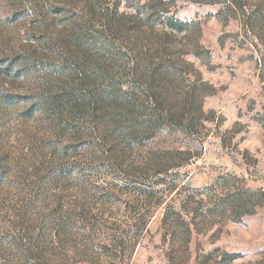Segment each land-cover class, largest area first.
I'll return each instance as SVG.
<instances>
[{
    "label": "rangeland",
    "instance_id": "374dc122",
    "mask_svg": "<svg viewBox=\"0 0 264 264\" xmlns=\"http://www.w3.org/2000/svg\"><path fill=\"white\" fill-rule=\"evenodd\" d=\"M147 1L0 0V264H264V0Z\"/></svg>",
    "mask_w": 264,
    "mask_h": 264
},
{
    "label": "trees",
    "instance_id": "16d2710c",
    "mask_svg": "<svg viewBox=\"0 0 264 264\" xmlns=\"http://www.w3.org/2000/svg\"><path fill=\"white\" fill-rule=\"evenodd\" d=\"M192 2H199V3H207V4H218V3H227L229 7L234 11L237 12V9H234L235 7H242L244 0H188ZM152 1L148 0L144 5L138 4V10L144 11L143 9L147 10L151 5ZM144 7V8H143ZM148 17L153 16L152 11L147 12ZM146 14V15H147ZM147 17V18H148ZM149 19V18H148ZM164 24L167 27H170L175 30H182L184 23L180 20H177L175 17L169 16L166 17L164 20ZM264 79V73L262 74ZM157 96V95H156ZM155 96V97H156ZM156 102V110L160 111L157 122H152V120H149L148 123L151 126L149 129L154 127L155 123L163 128H171V127H183V129H186L188 132H191L193 129V121L191 122H183L180 113L182 112V109H184V106H179L178 109L173 112L171 110H168L165 107L166 98H162L160 96L155 98ZM177 112V113H176ZM155 129V128H154ZM264 206V191L262 189L253 190L250 188L247 189H241L238 191H233L228 189L225 193V195L219 199H217L212 207L208 210L209 213H221V214H227L231 219L235 221H240L244 216L253 214L255 212V209L257 207ZM176 215V217L172 216ZM198 217L195 215V217L188 221L183 215H181V212L172 211V208L169 206L165 210V216L164 221L167 223L169 220H173L174 228L177 230L174 232L176 235H183V241L187 242L189 241L190 237H185V233L190 236L192 235L193 231L198 229V223L195 222V218Z\"/></svg>",
    "mask_w": 264,
    "mask_h": 264
}]
</instances>
